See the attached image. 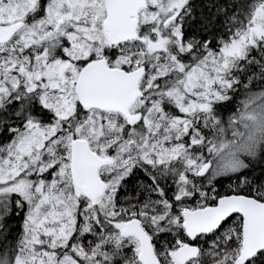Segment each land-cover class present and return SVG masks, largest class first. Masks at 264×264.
Masks as SVG:
<instances>
[{"label": "snow or ice", "instance_id": "snow-or-ice-1", "mask_svg": "<svg viewBox=\"0 0 264 264\" xmlns=\"http://www.w3.org/2000/svg\"><path fill=\"white\" fill-rule=\"evenodd\" d=\"M0 264H264V0H0Z\"/></svg>", "mask_w": 264, "mask_h": 264}]
</instances>
